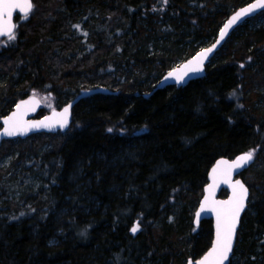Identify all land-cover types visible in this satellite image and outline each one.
Here are the masks:
<instances>
[{
    "label": "trees",
    "instance_id": "obj_1",
    "mask_svg": "<svg viewBox=\"0 0 264 264\" xmlns=\"http://www.w3.org/2000/svg\"><path fill=\"white\" fill-rule=\"evenodd\" d=\"M252 1L33 0L16 17V39L0 40V128L30 96L43 101L36 118L75 106L66 134L0 146V161L18 154L0 166V264L198 260L214 239L212 220L194 226L209 171L253 149L230 264H264V12L233 32L205 78L158 89Z\"/></svg>",
    "mask_w": 264,
    "mask_h": 264
},
{
    "label": "water",
    "instance_id": "obj_2",
    "mask_svg": "<svg viewBox=\"0 0 264 264\" xmlns=\"http://www.w3.org/2000/svg\"><path fill=\"white\" fill-rule=\"evenodd\" d=\"M5 2H7V3H18V2H20V0H5ZM32 3H33V0H32ZM256 3H257V0H254L251 3H249L248 5L236 10L234 13H232L229 16V18L224 23V25L233 16H235L237 12H240L241 9L247 8L249 5H253V4H256ZM32 12L28 15V17L32 14ZM262 12H264V8H257L256 10L250 12L246 16L242 15L240 20H238L229 29H227V34L224 36V38L222 40H220V33H221V30H220L215 42L212 45H210L209 47L205 48V49L212 48L213 50H212V52L207 54V58L203 61L202 65H201L202 71L197 72V73H193V72L189 71L188 75L184 77V80L182 82H179V83L177 82V78L182 74L183 71H185L183 66L189 64L190 61H193L194 58L197 57V54L201 53L205 49L200 50L192 58H190L187 61L179 64L178 66L173 68L171 71L167 72L165 74V76L161 79L158 89H164L166 87H172V86L177 87L178 89H180V88L186 87L191 82H194V81L201 80V79L205 78V76H206V66L211 62V60L214 58L216 53L225 45V43L228 41V39L233 34V32L237 28L242 26L245 22H247L248 20H250V19H252V18H254L256 16H258ZM23 15H24V13L19 8H12L11 9L10 23L15 25L14 32H16V17L19 16V17L22 18ZM3 19L9 20V16L7 14H5L3 16ZM224 25H223V27H224ZM3 39H7V35H0V40H3ZM218 40H219V43H217ZM213 45H215L214 48H213ZM170 72L174 73V75L172 77H169V75H168ZM33 98L37 101V103L34 106L33 105H28L24 109L21 110L23 112L22 119L28 125H31V124H33L35 122L43 121L45 126L36 127V128L29 127L28 131H26L25 133L17 134V135L12 136V137L0 135V146L5 141H8V140H10V141L25 140V139L31 137L32 135H39V134H42V133H46V134H50V135H55V134H58V133L66 134L70 130V128H71V126L73 124V107L75 106V102L68 104L67 106L63 107L60 110H52V111H50L49 113H47L43 117L36 118V115L43 109V101L39 97L30 96V97H28L26 99H23V100L19 101L18 103H20L22 101H28V100L33 99ZM66 107L69 108V112L67 114V125H66V127H61V122H62L63 118H62V116L60 114L63 112V109H65ZM15 111H17L16 106L14 107V109L6 117H4L2 119L0 133H2L3 128L5 127V125H4L5 118H7L8 116H11L12 113L15 112ZM237 157H235L234 159H228V158L219 159V160H217L215 162V164L211 167V169L209 171L208 184L204 188L203 198L201 199L199 207H198V209L196 211V213L200 212V217H199V219H197V216H196V213H195L194 226L196 228H198L203 221L212 220L213 229H214V239H213V243H212L211 248L200 259H198V260L189 259L188 264H189L190 261H191V264H197L198 261L203 260V258L212 249L213 244H214V242L216 240V233H217V215H216V212L215 211H210V210H205V211L201 212V205L205 203V197H208V203L205 206L206 209L212 207L213 206V202L229 201L232 198V195H233L232 185L234 184V182L236 180H239L248 188V197L245 200L244 208L242 209V211L239 214V218H238V222H237L236 230H235V235H234L233 241H232V251L229 254V261H226L225 264H230L231 261H232L233 254H234V251H235V248H236V245H237V241H238V234H239V230H240V227H241L242 219H243V217H244V215H245V213H246V211L248 209V205H249V201H250V197H251V191H250L249 187L247 186V184L242 179L241 175L243 173L247 172L250 169V167H252L253 164L255 163V158H254L251 163L247 164L246 166H244V167H242L240 169L233 168L231 170V174L228 176V182L225 183L224 182L225 174L228 173V171H229V167L228 166L231 165L236 160ZM220 161H225L227 163L220 164L219 167H218V162H220ZM214 168H218V171L216 173V184H215V187L209 189V185H212L214 183V181H213V169ZM223 191H227L228 192V196L226 198H223V197L220 196Z\"/></svg>",
    "mask_w": 264,
    "mask_h": 264
},
{
    "label": "snow or ice",
    "instance_id": "obj_3",
    "mask_svg": "<svg viewBox=\"0 0 264 264\" xmlns=\"http://www.w3.org/2000/svg\"><path fill=\"white\" fill-rule=\"evenodd\" d=\"M163 3H167V0H163ZM19 8L24 15L22 19H26L28 15L34 11L35 5L32 3V0H20L18 3H7L5 0H0V35H7L9 41L16 39L14 32L15 25L10 23L11 9ZM257 8H264V0H257L256 4L249 5L247 8L241 9L240 12H237L221 29L220 40L224 38L227 34V29H229L233 24L241 19L242 15H248L250 12L256 10ZM7 14L9 20L3 19V16ZM79 28V26H75ZM219 43V40L217 41ZM215 45H213V48ZM212 48L205 49L201 53L197 54V57L193 61H190L189 64L184 65L185 71L177 78V82H182L184 77L188 75L189 71L197 73L202 71V63L207 58V54L212 52ZM191 66V67H190ZM243 67V65H241ZM169 77H172L174 73H169ZM35 95V94H34ZM37 101L33 98L28 101H22L16 105L17 111L13 112L11 116H8L4 120L5 127L3 128L0 135L12 137L17 134H23L28 131L29 127L36 128L45 126L43 121L35 122L31 125H28L23 121L22 116L23 112L21 111L28 105H35ZM69 108L63 109V112L60 114L62 116L61 127H66L67 125V114ZM109 132L112 129H108ZM255 149L250 150L247 153H244L236 158V160L229 165V171L225 174L224 182H228V176L231 174L233 168L240 169L247 164L251 163L254 159ZM227 162L220 161L218 162V167L220 164H225ZM218 168L213 169V181L212 185H209V189L215 187L216 184V173ZM233 195L229 201H220L213 202V206L206 209V204L208 203V197H205V203L201 205V212L205 210L215 211L217 215V233L216 240L213 244L212 249L208 254L203 258V260L198 261L197 264H225L226 261H229V254L232 251V241L235 235L236 225L238 222L239 214L244 208L245 200L248 197V188L239 180H236L232 185ZM23 215V213H21ZM197 219L200 217V212L196 213ZM140 225L139 222L135 223L130 231L135 234L139 231ZM83 235V233H82ZM191 264V261L189 262Z\"/></svg>",
    "mask_w": 264,
    "mask_h": 264
},
{
    "label": "rangeland",
    "instance_id": "obj_4",
    "mask_svg": "<svg viewBox=\"0 0 264 264\" xmlns=\"http://www.w3.org/2000/svg\"><path fill=\"white\" fill-rule=\"evenodd\" d=\"M260 23H264V18L260 20ZM258 24H259V23H258ZM17 156H18V154L15 155V156H8V157L2 159V160L0 161V166H1V167H8V166H10V165L12 164L13 160H14ZM38 184H39V183H38V180H35V179H31V180H30V186H32V187H33V186L36 187V186H38ZM8 185H9V187H10V189H11L12 191H15V192H14V196H15V197H19L20 194H21V190L16 186V184H15V183H12V181H10V182H8Z\"/></svg>",
    "mask_w": 264,
    "mask_h": 264
}]
</instances>
